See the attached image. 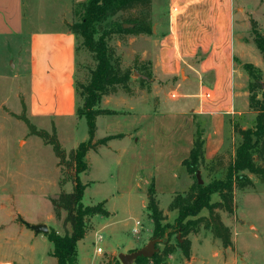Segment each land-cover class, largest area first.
<instances>
[{
    "label": "rangeland",
    "instance_id": "1",
    "mask_svg": "<svg viewBox=\"0 0 264 264\" xmlns=\"http://www.w3.org/2000/svg\"><path fill=\"white\" fill-rule=\"evenodd\" d=\"M86 1L24 0L26 23L24 36L0 38V148L4 150L2 157L0 156V190L3 187L6 189V192L2 193L4 198H0V222L2 228L8 232L5 241L0 239V264H57L56 258L52 255L53 244L46 235H35L30 230V225H46L50 231L55 230L61 236L72 233L71 224L66 222L67 213L62 212L61 218L57 219L52 203V200L61 193L73 191L74 185L71 181L62 184L69 180V174H65L62 179L53 147L47 145L40 137L31 136L27 124L15 118L13 114H22V102L25 99L30 122L51 135L55 128L57 138L67 154L89 140L87 120L79 118L76 114L79 105L76 86L71 92L68 88V78L65 76L71 64L70 56L68 58L65 49L58 51L59 44L54 38L66 34V22L80 21L74 12L81 9V4ZM206 1L208 0L199 4ZM189 3L190 0H152V36L143 37H148L149 40L151 38L153 41H143L141 36L125 35L114 36L110 42L115 48L116 56L121 59L123 68L133 69V61L139 56L141 60L151 64L154 79V66L158 61L156 57L166 53V47L163 46L166 42L163 41L171 36L173 44L181 40L177 47L174 45L180 69L176 77L177 83L170 79L168 84L163 80L161 85L169 86L156 87L160 88L159 93L164 99V104L162 103L161 114H157L152 126L150 122L152 123L153 119L149 118V122L144 125L142 119L135 115L97 117L96 141L112 135L123 134L124 137L113 139L106 146L99 147L97 151H90L87 155L89 169L80 176L86 186L83 204L96 206L105 203V209L110 215L108 217L98 215L87 220L88 232L78 243V264H118L119 255L129 254V248L140 250L151 240H156L152 236L153 222L147 210V193L151 185H154L160 209L167 216L163 225L170 226L166 237L157 242L156 254L163 250L168 240L176 244L177 238H181L175 226L177 213L169 212V206L177 194L189 190L194 178L179 162V157L177 161L174 158L169 164L165 163L168 154L174 152V155H177L178 150L171 149L164 141L163 137L171 134L168 123L172 122L173 117L163 113L164 108L177 109L185 100L181 98L173 102L168 99L173 92L177 95H186V92L189 94L198 91L200 86L198 68L207 57L201 51L190 60L183 55L185 44L183 40L193 38L194 32L200 30L204 24V15L199 16L196 12L198 7L194 8L196 4ZM248 4L258 28L264 32V5L258 0H248ZM176 8L177 11L174 12ZM141 12L142 10L135 9L120 13L112 21L124 23L127 19L140 17ZM235 13L232 31L233 35H236V57L243 65L237 63L233 77L236 84L245 87L244 91H248L250 78L244 66L252 64L261 70L264 84V67L261 68L263 57L251 36L253 19ZM227 23L229 24V21ZM223 28H227V24ZM31 37H35L33 43ZM241 37H244L245 42ZM74 40L77 47L80 42L76 38ZM33 55L40 67L46 71L39 85L34 82L31 73ZM76 62L94 66L90 54L83 50L76 57ZM60 65L63 66L62 69L58 68ZM53 70L56 72L55 78L51 77L54 73L50 72ZM133 72L132 86L138 94L142 92L137 83L140 75L135 70ZM161 75L160 73L159 76ZM75 76L85 82L84 70ZM191 80L195 81L193 83L195 85L190 86ZM205 81V79L202 81L204 86L207 85ZM42 86L60 90L58 92L60 98L46 96L44 101L39 102L38 93ZM119 93L126 95L122 91L117 94ZM236 100L238 104H242L243 98L237 97ZM151 101L149 104L154 112L157 100L153 98ZM131 102L132 105L136 104L134 101ZM127 104L118 98L113 109L126 111L124 107L128 106ZM149 104L148 101L141 104L140 110H146ZM74 110L72 115L68 113ZM249 113L243 120L241 119L244 128L251 127L254 123L255 115L251 111ZM180 119L179 122L186 127L185 119ZM137 124L141 125V130H137L139 128ZM197 125L199 124H195V131ZM135 138H139L140 142L136 143ZM149 139L152 141L145 142ZM236 141L235 134L233 136L229 131L224 147L218 154L232 149ZM22 142L26 144L22 145ZM227 158L229 160L228 156ZM200 169L204 184L215 177H210L204 168ZM251 177L254 186L236 193L234 216L221 214L224 224L232 232L234 247L224 249L220 240L215 239L210 231L202 229L198 234L189 236L193 244L192 252L196 257L193 264H264V184ZM219 200V196L214 195L212 202ZM201 216H208V210H203ZM21 228L25 234L29 231L34 236L28 238V235L18 234L21 233ZM99 236L103 238L101 243H97ZM98 248L103 252L97 253ZM186 260L189 259H186L181 251L176 250L160 264H186Z\"/></svg>",
    "mask_w": 264,
    "mask_h": 264
},
{
    "label": "trees",
    "instance_id": "2",
    "mask_svg": "<svg viewBox=\"0 0 264 264\" xmlns=\"http://www.w3.org/2000/svg\"><path fill=\"white\" fill-rule=\"evenodd\" d=\"M135 9L142 10L140 17L127 19L124 23L112 21L120 13ZM151 12L152 0H87L81 4V9L74 12L75 16H79L80 21L66 24L69 32L80 42L76 47V57L83 50L90 54L94 63V66H90L76 62V75L82 70L86 74L85 82L80 81L76 76L75 86L79 99L77 116L86 118L89 127L90 138L87 142L81 143L67 154L57 138L55 128L51 135L30 122L24 102H22V114H13L15 118L27 124L31 136L40 137L47 145L53 147L59 161L58 168L62 179L65 174H69V180L62 184L71 181L74 185L71 193L63 192L52 200L56 218L60 219L62 212H66V222L72 226L71 234L61 236L55 230H51L46 235L54 246L52 255L56 258L57 264H78L77 246L88 232L87 220L98 215L104 217L110 215L105 209V203L96 206L83 204L86 186L80 176L89 169L87 155L90 151H97L109 141L124 137L118 135L95 140L97 117L118 114L101 109L103 98L115 95L119 91L129 97L136 96V90L132 86L133 70L140 75L137 80L140 90L146 93L152 92L154 79L151 64L136 56L133 69L123 68L121 59L116 56L115 48L110 45L114 36H152ZM124 25H134V27L124 29ZM251 36L264 60V32L260 31L254 20L251 21ZM244 70L250 78L248 107L255 115L253 125L244 129L239 124H235L233 132L237 141L233 148L218 154L210 162L205 159L204 131L200 125L196 126L193 148L189 158L183 162L188 174L193 176L194 183L188 192L177 194L169 206V212L177 213L175 226L181 238H177L176 244L168 240L163 250L155 254L152 259L140 258L135 264H147L150 261L160 264L176 250L181 251L186 259H190L192 242L189 236L198 234L202 229L210 231L215 239L220 240L224 249L234 247L232 232L224 224L221 214L234 216L236 193L254 186L251 176L264 184V87L261 70L252 64H246ZM200 168H204L210 177H215L209 183L199 185L196 173L198 170L201 171ZM214 195H218L220 199L215 203L212 202ZM147 196V210L153 222L152 236L162 241L170 226L163 225L167 216L159 207L154 185L149 188ZM205 209L208 210V216H201Z\"/></svg>",
    "mask_w": 264,
    "mask_h": 264
},
{
    "label": "crops",
    "instance_id": "3",
    "mask_svg": "<svg viewBox=\"0 0 264 264\" xmlns=\"http://www.w3.org/2000/svg\"><path fill=\"white\" fill-rule=\"evenodd\" d=\"M202 1L204 0H190L191 3L189 4H196L194 8L198 7L196 11L197 14L199 16L200 14L204 15V24L201 25L200 30L194 32L193 38L186 39L185 41L183 40L185 44L184 50L182 52L184 57L189 60L194 58L198 54V51L204 52L207 57L198 68V79L200 80L198 91L189 94L186 92V95H178L177 99L172 98L174 92H171L172 94L170 93L171 95L168 96V99H171L173 102H177L181 98L185 99L177 109H173L171 107V109L168 110L164 108L163 115L173 117V119L171 123H168V130L171 134L165 135L163 138L171 149L177 148L178 150L177 155H174V152L168 154V157L165 160V163L168 164L174 158H176L177 161V157H179V162L182 164L184 160L189 158L193 148L196 123H198L204 131L205 159L207 162H209L222 151L228 132L230 131L234 136L233 126L235 124H239L242 127L241 119L243 120L246 115L250 114L248 111V91H244L245 87L239 86L234 82L233 75L236 73L237 63H239L240 66H242L243 63L236 57V35H233L234 32L232 31L233 18L236 16L235 12L241 14L244 18L250 17L254 20V15L251 13L252 11H250L248 0H238L237 3L235 0H208L202 4H199V2ZM258 2H260L261 5H264V0H258ZM24 15V0H0V38L14 35L19 37L24 36L26 31ZM228 21L229 24L227 23ZM226 24L227 28H223ZM66 31L67 32L65 35L55 36L54 38L59 44L58 51H63L65 49L68 58L70 56L69 60L71 61V64L68 66V71L65 72V76L68 78V88L72 92L76 81V42L74 40V35L69 32L67 27ZM153 37L156 36L153 35ZM31 38L33 43L35 37ZM141 39L143 41H153L151 38L149 40L148 37L143 36H141ZM243 39L244 37H241V40ZM174 41L176 43V36H174ZM163 42H166L163 45L166 47V53H162L161 56L156 57L158 58V61L154 66V84L152 86V92H141L134 97H128L126 95H122L121 93L114 96L104 97L101 103V109L114 111L118 114H125L129 116L135 115L136 117H140L142 119L141 121L144 122V125L147 124V122H149L148 119L151 118L153 121L152 123L150 122V124L151 126L153 125L155 117L161 114L162 103L164 104V99L159 93L160 88L156 89V87L158 85H160V87L169 86L161 85V83L164 82L163 80H166L165 82H168V84L170 79L172 82L177 83L176 77L178 75V70L180 69V65L178 64L179 62L176 59L174 45L177 47L181 43V40L178 43L173 44V40L170 36ZM262 62L263 64L261 65V68L264 67V60ZM58 68L62 69L63 66L60 65ZM54 70L50 73H54L51 75V77L55 78L56 72ZM45 72L46 71L40 67L35 55H33L31 62V73L34 76V82L36 84L39 85V82H41L42 78L45 76ZM160 73L162 74V77L159 76ZM204 79L207 83L206 86H204V82H202ZM193 83H195V81L191 80L190 86L195 85ZM167 88L170 90L169 87ZM59 91L55 89L52 90L50 86L49 88L42 86L39 88L38 101H44L46 96H53L55 99H59ZM66 91L68 95V90ZM206 94H210V98H207L205 96ZM237 97L243 98L242 104H238L236 100ZM118 98L123 101L124 104L128 103V106L124 107L127 109L126 111H118L113 109L116 106L115 101ZM153 98L157 100V108L154 112L152 111V107L150 105L152 103L151 99ZM131 101L136 102V104L132 105ZM147 101L148 104L150 101L148 108L146 110H140L139 106L146 103ZM24 103L28 113V106L25 102V99ZM136 105L138 106L136 107ZM240 105H242V107H240ZM73 112H75V110L68 113L72 115ZM180 118L185 119L186 127L183 123L179 122V120H181ZM136 126L139 127L137 130H141V125L137 124ZM247 128L249 127H245L244 129ZM135 140L136 143L140 142L139 138H135ZM147 141L151 142L152 140L149 139L145 142ZM21 144L24 145L26 142H22ZM181 149H183V151H181ZM3 151V148H0V156ZM191 186L192 185L190 184L189 189ZM3 192H6L5 187L0 190V198H4V195L2 194ZM2 227V223L0 222V239L5 241V235L8 232ZM12 229L13 231L15 230L13 226ZM20 232L21 233L18 234H22L24 236L28 235V238H32V236L35 234L34 232V234H32L29 231L27 232L28 234H25L22 228ZM137 250L138 249L129 248L128 252L131 253ZM195 262L196 257L193 255L191 250V257L189 260H186V264H193Z\"/></svg>",
    "mask_w": 264,
    "mask_h": 264
},
{
    "label": "water",
    "instance_id": "4",
    "mask_svg": "<svg viewBox=\"0 0 264 264\" xmlns=\"http://www.w3.org/2000/svg\"><path fill=\"white\" fill-rule=\"evenodd\" d=\"M134 25H124V29H129L133 28ZM154 33H155V28H154ZM264 87V84H263ZM196 180L199 185L204 184V180L202 179L201 172L198 170L196 173ZM30 230H32L36 235L39 234H44L48 235L50 233V230L48 226L46 225H30L29 226ZM158 240H151L148 245H146L144 248L137 250L135 252L129 253V254H121L119 255V261L121 264H135V262L140 259V258H145V259H152L155 254L158 252L156 245H157Z\"/></svg>",
    "mask_w": 264,
    "mask_h": 264
},
{
    "label": "built area",
    "instance_id": "5",
    "mask_svg": "<svg viewBox=\"0 0 264 264\" xmlns=\"http://www.w3.org/2000/svg\"><path fill=\"white\" fill-rule=\"evenodd\" d=\"M174 12L177 11V8L173 10ZM207 98H210V94H206L205 95ZM173 99H177L178 98V95L177 94H173L172 96ZM103 241V238L102 237H98L97 238V243H101ZM103 250L101 248H98L97 249V253H102ZM147 264H154L152 261L148 262Z\"/></svg>",
    "mask_w": 264,
    "mask_h": 264
}]
</instances>
